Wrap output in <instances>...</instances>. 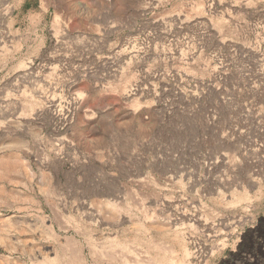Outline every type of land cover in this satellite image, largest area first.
<instances>
[{
  "label": "rangeland",
  "instance_id": "1",
  "mask_svg": "<svg viewBox=\"0 0 264 264\" xmlns=\"http://www.w3.org/2000/svg\"><path fill=\"white\" fill-rule=\"evenodd\" d=\"M256 229L264 0H0V264L255 263Z\"/></svg>",
  "mask_w": 264,
  "mask_h": 264
},
{
  "label": "trees",
  "instance_id": "2",
  "mask_svg": "<svg viewBox=\"0 0 264 264\" xmlns=\"http://www.w3.org/2000/svg\"><path fill=\"white\" fill-rule=\"evenodd\" d=\"M262 237V233H260L259 229L248 230L243 236V241L238 246V251L235 254H230V256L236 258L242 253H248L250 255H254L257 261L255 263L245 264H264V258H262L261 254H259V249L257 248L258 244H256L257 241L263 240Z\"/></svg>",
  "mask_w": 264,
  "mask_h": 264
}]
</instances>
